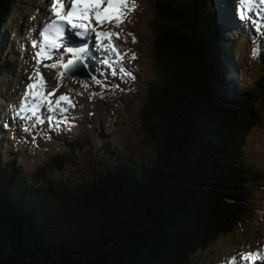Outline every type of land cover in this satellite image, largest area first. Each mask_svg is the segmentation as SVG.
I'll use <instances>...</instances> for the list:
<instances>
[{"label": "trees", "instance_id": "obj_1", "mask_svg": "<svg viewBox=\"0 0 264 264\" xmlns=\"http://www.w3.org/2000/svg\"><path fill=\"white\" fill-rule=\"evenodd\" d=\"M16 2L0 0L2 87L23 58L9 37ZM154 8L161 77L150 87L140 157L57 177L79 145L63 141L27 176L2 159L11 113L0 111V264H187L253 212L260 175L246 164L244 142L264 84L243 85L237 58L250 25L234 0H157Z\"/></svg>", "mask_w": 264, "mask_h": 264}, {"label": "rangeland", "instance_id": "obj_2", "mask_svg": "<svg viewBox=\"0 0 264 264\" xmlns=\"http://www.w3.org/2000/svg\"><path fill=\"white\" fill-rule=\"evenodd\" d=\"M156 1L129 0V6L134 2L135 10L130 11L119 26L107 22L96 25L93 19L97 31L116 32L120 34L119 38L101 37L97 42L91 33L84 38L75 37L85 39L84 42H88L91 49V54L84 52L85 67L80 68L82 72L89 73L91 78H87L70 77L63 71L57 58L65 63L72 58L63 49L49 52L51 60L36 56L43 46L40 33L55 18L49 11L51 0H17L11 12L9 37L15 48L21 47V51H25L24 47L29 41L31 48L28 49L29 55L23 54L22 59H15L12 71L4 73L3 82L6 83H3V87L0 85V111L5 110V105L9 103L7 108L13 112V116H7L11 126L8 125L9 129L5 126L7 131L1 144L4 161L14 159L15 164L22 167L27 176H31L38 166L63 149V141L79 142V145H74L73 160L53 173L57 177L77 179L89 175L100 163L112 161L116 156L136 159L147 151L144 115L150 87L158 83L161 77V67L155 53V29L159 22L154 8ZM250 5L252 8L247 6L246 9L250 10L251 27L257 30L252 35H257L258 39L254 43L247 39L249 41L243 40L237 44V58L243 66L240 79L247 86L260 81L264 84V4L260 6L251 1ZM65 7H69L67 0ZM253 8L262 17L258 21ZM248 12L243 9L246 15ZM65 27L69 29L68 32H73L67 25ZM71 43L66 34L64 48L71 47ZM112 45L125 53L122 60H117ZM133 53L135 59H132ZM38 59L42 61L39 65ZM105 59H109L110 63L105 64ZM53 63L56 67L45 66ZM126 72H131L134 78L126 75ZM38 73L43 75L47 86L37 91L51 92L58 88L55 95L49 97L51 108L56 110L51 111L49 104L42 102L37 116H32L30 111H21V106L25 103V94L30 92L28 85L39 81ZM60 73H63L62 77ZM62 94H67L75 107L63 101L57 106L55 101ZM27 102L30 106L33 104L31 96ZM255 106L259 118L247 132L244 142L246 164L260 175L251 184L253 212L234 229L218 235L198 249L187 264H230L233 257L236 258L235 264H252L251 260H242L241 256L264 253V87ZM63 108H67V111H62ZM255 264H264V259L257 258Z\"/></svg>", "mask_w": 264, "mask_h": 264}, {"label": "snow or ice", "instance_id": "obj_3", "mask_svg": "<svg viewBox=\"0 0 264 264\" xmlns=\"http://www.w3.org/2000/svg\"><path fill=\"white\" fill-rule=\"evenodd\" d=\"M239 2L243 4L245 8H247V6L251 3V0H239ZM65 4L66 0H51V7L49 11L55 18L46 24L41 31L40 36L42 37L41 43L43 46L36 53V56L38 58L43 57L51 60L52 56L48 55L49 52L57 49H63L72 56V58L67 60L66 63L63 62V60L57 58L60 64L66 70L74 67L77 64L85 63L84 52L85 48L87 47V44L81 39L80 46L64 48L63 41L66 35V25L73 30L71 35L78 38H84L89 33L93 34L97 42H99L101 37H108L110 39L111 37L115 36L119 38L120 34L116 32L106 33L97 31L96 25H103L107 22L115 23L117 26H119L127 19L128 13L135 10L134 2L131 6H129V0H67V4L69 5L67 8L65 7ZM240 11L242 15L243 9ZM93 19L96 21V25H93ZM104 47L108 46L104 45ZM111 47L117 57V60H122L125 56V53L121 52L118 48H116L115 45H112ZM135 58L136 56L133 53L132 59ZM41 62L42 61L38 59V65ZM104 63L109 64L110 60L105 59ZM45 66L56 67V64L53 63L51 65ZM121 71H124V69H121ZM115 74V69H113V75ZM38 75L39 81L28 85L30 92L25 94V103L21 106V111H30L32 116H37L42 102L48 103L51 111L56 110L55 108H51L52 101L49 99V97L54 96L58 88H54L51 92L37 91L36 89L41 87L46 88L47 86V81L44 80L43 75L39 73ZM59 75L62 77L63 73H60ZM126 75L133 76L131 72H126ZM29 96H31L33 99V104L31 106L27 102ZM62 101L67 102V104L72 107H75L71 98L67 94L60 95L56 99L55 103L57 106H59ZM62 111H67V108H63ZM40 122L43 123V120H40ZM257 258L264 259V253H246L241 256L242 260H251L252 264H255ZM235 262L236 258L233 257L230 264H235Z\"/></svg>", "mask_w": 264, "mask_h": 264}, {"label": "bare ground", "instance_id": "obj_4", "mask_svg": "<svg viewBox=\"0 0 264 264\" xmlns=\"http://www.w3.org/2000/svg\"><path fill=\"white\" fill-rule=\"evenodd\" d=\"M251 1H253V2H255V3H259V5L261 6L262 4H264V0H251ZM250 8H252V6L249 4L248 5ZM253 11H254V15H255V17H256V19H257V21H258V19H261L262 17H260V14H258V12L256 11V8H253ZM262 23H264V19L262 18ZM262 23H261V25H262ZM66 28V34H67V36H68V38H69V42L71 43V41L73 40V43H71L72 44V46H80V41L81 40H79V39H76L75 37H73V35H71L72 33H70V32H68L69 31V29L67 28V27H65ZM73 37V39L71 40L70 39V37ZM84 41H86L85 39L83 40V42ZM84 43H86L87 44V47L85 48V52H86V54H91V49L88 47V42H84ZM71 46V47H72Z\"/></svg>", "mask_w": 264, "mask_h": 264}, {"label": "water", "instance_id": "obj_5", "mask_svg": "<svg viewBox=\"0 0 264 264\" xmlns=\"http://www.w3.org/2000/svg\"><path fill=\"white\" fill-rule=\"evenodd\" d=\"M81 67H85L83 64H77L75 65L74 67L70 68V69H63L64 72H66L69 76L71 77H76V76H79V77H89L91 78V76L89 75V73L86 71L83 70V72L80 70ZM82 69V68H81Z\"/></svg>", "mask_w": 264, "mask_h": 264}]
</instances>
